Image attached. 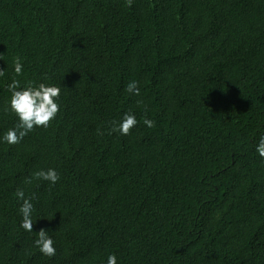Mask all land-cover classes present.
I'll use <instances>...</instances> for the list:
<instances>
[{"label":"trees","instance_id":"1","mask_svg":"<svg viewBox=\"0 0 264 264\" xmlns=\"http://www.w3.org/2000/svg\"><path fill=\"white\" fill-rule=\"evenodd\" d=\"M17 56L62 108L0 144V264H264V0H0V132ZM126 110L154 126L113 133ZM49 167L56 185L26 182ZM17 188L35 196L32 233Z\"/></svg>","mask_w":264,"mask_h":264},{"label":"clouds","instance_id":"2","mask_svg":"<svg viewBox=\"0 0 264 264\" xmlns=\"http://www.w3.org/2000/svg\"><path fill=\"white\" fill-rule=\"evenodd\" d=\"M13 75L7 84V91L10 96L7 100L4 111L14 117L11 127L0 132V144L17 145L21 143L26 136L36 129L50 127L61 111L62 105L60 97L62 88L56 83L49 82L47 78L36 81H23L24 64L20 57H14L11 64ZM5 75V70H0V77ZM125 91L139 97L141 90L138 81L132 80L127 83ZM143 101L138 100L137 104ZM142 122L147 128L154 126V121L144 115L137 119V115L132 111H124L118 120L111 122V131L119 133L122 136L130 134L131 130ZM99 131V130H98ZM254 150L259 158L264 160V133L258 134L254 140ZM26 182L32 179L48 182L49 186H54L59 181L60 176L54 167L47 169L41 168L26 177ZM17 201V215L19 217V228L27 233L33 231V214L35 205L34 195H26L22 188H17L14 192ZM33 246L45 257H54L57 252L56 241L52 232L41 229L35 232ZM103 264H119L118 257L115 253H109Z\"/></svg>","mask_w":264,"mask_h":264}]
</instances>
